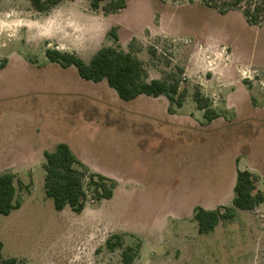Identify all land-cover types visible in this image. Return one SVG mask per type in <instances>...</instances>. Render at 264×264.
Returning a JSON list of instances; mask_svg holds the SVG:
<instances>
[{"label":"rangeland","instance_id":"obj_1","mask_svg":"<svg viewBox=\"0 0 264 264\" xmlns=\"http://www.w3.org/2000/svg\"><path fill=\"white\" fill-rule=\"evenodd\" d=\"M125 1L126 8L112 18L125 29L120 48L142 61L147 80H179L180 91H186L184 112L198 87L219 115V124L193 147L200 148L199 157L188 158L179 126L169 123L162 124L172 130L164 149L157 128L150 132L145 126L157 142L150 152L140 150L139 126L130 119L107 126L104 119L108 111L132 112L133 101L119 100L105 81H82L74 67L63 70L44 56L46 49H75L88 62L99 48L113 46L101 32V10L90 11L86 0L62 3L61 13L71 16L60 21L56 11L47 16L35 12L30 0H0V173L11 172L29 185L19 194L21 207L0 215L2 257L41 264L43 255L64 245L79 227L96 225L91 233L99 234L96 243L102 245L93 243L85 260L75 264H123L122 249L105 247L113 232L123 234L124 247L142 243L136 264H264V204L253 212L236 210L232 221H220L208 234H199L192 218H186L196 207L230 206L235 172L246 167L257 174V187L264 193V115L246 121L245 106L239 118L225 110L236 101L264 108V13L262 24L248 26L241 8L250 0L226 15L199 0ZM79 81L87 85L81 90L91 92V105L61 100L55 118L51 111L44 114L51 106L44 101L48 89L39 83L73 91ZM84 112L86 122L80 119ZM42 130L70 140L72 152L91 172L117 181L114 196L93 202L87 189L80 214L69 207L55 210L44 193L43 157L26 158L29 146L42 142L37 135ZM77 246L69 253L80 251Z\"/></svg>","mask_w":264,"mask_h":264},{"label":"trees","instance_id":"obj_2","mask_svg":"<svg viewBox=\"0 0 264 264\" xmlns=\"http://www.w3.org/2000/svg\"><path fill=\"white\" fill-rule=\"evenodd\" d=\"M73 1V0H70ZM92 12L101 10L104 16L117 14L126 8L125 0H86ZM200 3L226 15L232 10L240 9L243 0H199ZM60 0H30L32 8L40 14L46 13L58 5ZM103 4V5H102ZM242 15L248 26L262 24L261 16L264 13V0L247 2L241 8ZM114 45L99 48L88 62L83 61L75 53L46 49L45 58L52 64H58L66 69L74 67L79 78L92 83L105 81L107 86L114 90L117 97L129 102L144 95L157 98L166 97L170 107L175 104L182 106L186 91H180V82L175 79L147 80L142 61L125 51L118 45L117 27H112L107 33ZM154 54L153 50H150ZM179 72H181L178 69ZM197 110L203 112L204 124L208 125L219 115L212 108L211 101L205 98L198 87L191 96ZM45 172L43 188L45 196L52 200L54 209L62 211L69 207L74 214H80L86 204L87 189L90 190L92 201L100 202L113 197L116 187L114 180L91 172L74 155L68 145L57 144L52 151L43 153ZM257 178L248 171H237L233 187V199L230 206L219 207L214 210H205L196 207L193 210L192 220L197 225L199 234H208L214 230L220 221H232L236 210L253 211L264 202V193L257 189ZM29 185L23 184L11 172L0 174V215L8 216L12 211L21 207L20 192L27 191ZM223 210V211H221ZM105 247L114 251L121 250L123 264H132L139 255L141 244L135 247L126 246L121 235H112L105 241ZM3 245L0 242V264H23L16 258L2 257Z\"/></svg>","mask_w":264,"mask_h":264},{"label":"crops","instance_id":"obj_3","mask_svg":"<svg viewBox=\"0 0 264 264\" xmlns=\"http://www.w3.org/2000/svg\"><path fill=\"white\" fill-rule=\"evenodd\" d=\"M76 2H77V0H73V1L61 0V2L58 5H56L54 8H52L48 12L42 13V14L44 16H47L50 14L49 12H55L56 11L57 14L55 16L57 18H59V20L61 21L64 18H66L67 16H71L68 14L67 16L64 17V13H61L60 6L62 5V3L74 4ZM119 13H121V11ZM119 13L113 14V15H108V16H103L102 18H103L105 23H104V25L102 27V31H101L103 34H107L108 30H110L109 28L111 25L119 26L120 29L117 32L118 42L121 39V32L125 29L123 26H121L117 22H115L112 18H115ZM221 43H223L226 46H229L231 44L230 42H228V39L227 40L221 39ZM72 52L75 53L79 57L81 56V53H79L75 49H73ZM24 63L27 64L26 62H24ZM63 70H70V67L63 69ZM82 81H84V80H82ZM82 81L78 82V85H76V89H74L73 91L70 89L68 90V88L65 87V85L63 86V85H59V84H51L48 82L39 83L42 87H45L46 89H48V92H46V93L43 92V94L46 96L44 101H46L47 104H49L51 106V107L44 110V114L45 113L48 114L51 111L53 114L52 116L55 118V116L60 112L59 111L60 107L58 106V103L61 100H63L65 103H70V102H74V101H81V102H84L85 105H91L92 104L91 92L87 93L86 90H81L87 86L85 83L86 81L85 82H82ZM200 86H203V85L200 84ZM51 87H53L52 92L49 90ZM62 87H65V88H62ZM56 89H59V90L61 89V90L57 91ZM132 101L134 102L133 103V111L130 113H123V112H118V111H112V112L108 111V112L104 113V117H105L104 119L106 121L105 125H107V126H119V125L123 124L122 121H124L125 119L126 120L127 119L132 120L134 122L132 126H134V127L139 126L140 127L138 129L139 134H138V144L137 145H138V147H140L139 148L140 150L143 149L144 151H147V152H150L152 149H154L153 147H155L154 144H155V142H157V139L155 140L151 135H150L151 137H149L147 134V131L144 130L143 127L148 126V128H150V132H153V129L157 128V130L159 131V134H160V138L158 141L160 142L161 146H163L162 149H164L166 147V144L171 142V138H169V137H171L172 130L168 129V127L167 128L164 127L162 124L163 123L164 124L169 123L170 125H178L179 126V130L177 132H178V135H180L181 137H184L183 147L186 148V155L188 156V158H192L194 156L199 157L200 148L198 146H196V149H193V147L195 145H198L199 142H201V141L203 142V140H202V139H204L203 135H205V133H208L210 131V128H213L217 124H219V120H220V118H217V119L213 120L210 124L205 125L204 120H203V112L197 110L194 102L191 103V106L187 110L188 112H184V107H185L186 102H183L182 106L180 108L172 109V112L169 113L168 112V108L170 107L169 101L166 97H163V96L153 98V97L141 95ZM243 104H245V105H243ZM244 106L246 107V109L248 111V112H246L247 113L246 115H248V116H246L247 117V119H245L246 121L250 120L251 117H254L253 115H257V114H259L260 116L264 115V108L258 109L256 107H254L252 105V103L250 104V101L245 102V103H240L237 101L232 103V104L227 103L225 110L226 111H230V110L233 111L235 116L237 118H239L240 116H242L244 114L243 113ZM86 116L87 115L84 112L81 114L80 119L82 118L83 121L86 122L87 121V119L85 120ZM88 120L90 122H92L90 118ZM224 122L227 123L225 120H224ZM73 124H74V126H78V123H73ZM37 135L38 136L40 135L39 138L41 139L42 142H40L36 145L29 146V152H28L29 154H28V156H26V158H28V160H34L35 158L40 159L41 157H43V153L45 151H51V149H54L56 147V145L60 144V143H64V144L68 145L70 149L72 148V142H70V140H58L59 138H57V136L55 134H51V133H48V132L42 130V131L38 132ZM28 143H30V142H28ZM2 154L3 153H0V159L3 158ZM79 159L82 162V164H84V166H86L88 168V166L85 164L84 160H82L81 158H79ZM239 161H240V159H237L236 163L238 164ZM5 167H10V166L5 165ZM243 171H248L253 176H257V174H255L254 171L248 167H246L245 170H243ZM104 177H106V176H104ZM106 178H108V177H106ZM235 178H236V172H235ZM257 178H258V176H257ZM108 179H110V178H108ZM111 180H114V179H111ZM115 182H116V187H115L116 190L115 191H117V189L119 187V183L117 181H115ZM258 182H259V178H258ZM256 186H257V184H256ZM257 189H258V187H257ZM258 190H260V189H258ZM113 196H114V194H113ZM263 204H264V202L262 204H260L257 208H255L253 211L259 210V208ZM217 206H219V204ZM214 209H216V208H214ZM214 209H211V210H214ZM253 211H248V212H253ZM191 216H193V210L188 215V217H186V218L190 219V218H192ZM95 226L96 225L79 227L75 231V234L68 236L67 242L64 245L60 246L53 253L48 252L47 254L43 255V260H42L41 264H75V263H79V262L85 260L84 258H86L88 252L90 251L91 247L93 246V243L99 242L98 241L99 240V234H97V233L92 234L91 233L92 229H94ZM112 235H123V234H117V233L113 232ZM130 235L134 236L133 234H130ZM109 237H107L106 240ZM105 241H104V243H105ZM78 243H80V246H77L76 249L80 250V251H78L76 253H69V249L72 248L73 245H76ZM96 244L102 245L101 243H96ZM126 246H130V245H126ZM160 246H162L161 243H158L157 247H160ZM142 248H143V245L141 243L139 255L136 258V260H134V262L132 264H136V262L140 260Z\"/></svg>","mask_w":264,"mask_h":264}]
</instances>
